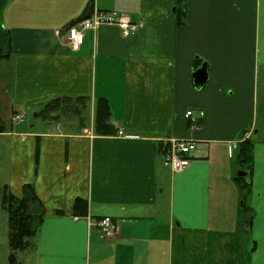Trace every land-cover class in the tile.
Returning <instances> with one entry per match:
<instances>
[{
  "label": "crops",
  "instance_id": "obj_1",
  "mask_svg": "<svg viewBox=\"0 0 264 264\" xmlns=\"http://www.w3.org/2000/svg\"><path fill=\"white\" fill-rule=\"evenodd\" d=\"M179 6L0 0V189L20 197L33 186L45 213L23 264H264V0ZM94 9L118 10L137 29L101 25L71 49L68 26ZM202 62L198 87L191 74ZM100 98L109 117L100 112L96 128ZM188 109L204 111L198 129ZM177 139L195 149L174 172L162 160ZM103 216L109 235L96 224Z\"/></svg>",
  "mask_w": 264,
  "mask_h": 264
},
{
  "label": "trees",
  "instance_id": "obj_2",
  "mask_svg": "<svg viewBox=\"0 0 264 264\" xmlns=\"http://www.w3.org/2000/svg\"><path fill=\"white\" fill-rule=\"evenodd\" d=\"M177 4L181 6H179L180 8H182L184 0H177ZM6 55L7 53L3 54L0 52V59ZM59 102L60 100L57 98L46 102L40 109V112H48L55 109V107L59 105ZM101 106L104 107L105 113L103 112ZM96 112V128H100L103 124L100 122V119H98L99 113L101 112L104 114L103 121L109 117V107L105 98H100L97 101ZM251 151L252 142L249 139H244L240 142L238 160L245 168L249 167L251 164ZM234 179L240 183V187L245 193L249 183L242 180V176L235 177ZM0 191L2 193V203L8 213V246L12 251L28 249L31 246L29 238L35 235L45 216L43 205L35 195L33 186L29 184H25L23 186V192L20 197H16L4 188H1ZM80 206H82L83 210L85 208V202L77 199L75 202V208ZM9 260L10 264L17 263L14 261L15 259L13 256H11Z\"/></svg>",
  "mask_w": 264,
  "mask_h": 264
},
{
  "label": "built area",
  "instance_id": "obj_3",
  "mask_svg": "<svg viewBox=\"0 0 264 264\" xmlns=\"http://www.w3.org/2000/svg\"><path fill=\"white\" fill-rule=\"evenodd\" d=\"M101 25H117L123 36L136 31L137 24L129 20L126 14L118 10H97L82 19L71 23L66 31V42L71 49H78L84 40L85 30H94ZM204 111L199 109L194 111L188 109L185 111V117L189 119V128L198 129V123L203 117ZM12 120L15 122L21 120L19 114H14ZM121 133V131H119ZM195 149V142L189 139H177L169 142L163 155V165L169 167L172 171L178 172L183 170L190 163V154ZM98 229L106 235L113 230V224L109 216H103L96 220Z\"/></svg>",
  "mask_w": 264,
  "mask_h": 264
},
{
  "label": "rangeland",
  "instance_id": "obj_4",
  "mask_svg": "<svg viewBox=\"0 0 264 264\" xmlns=\"http://www.w3.org/2000/svg\"><path fill=\"white\" fill-rule=\"evenodd\" d=\"M259 110V116L256 120L257 126L262 125V123L264 125V109L259 108ZM25 118L26 124L35 120L32 112H28ZM262 134L263 132H260L258 137L264 138V135L262 136ZM1 195L2 193L0 191V264H10L9 259L11 256L14 257V261L17 262L16 264H23V262H25V260L28 258L33 260V252L30 247L24 250L12 251L8 246V213L4 208V204L2 203ZM29 240L31 242L32 237L29 238Z\"/></svg>",
  "mask_w": 264,
  "mask_h": 264
},
{
  "label": "water",
  "instance_id": "obj_5",
  "mask_svg": "<svg viewBox=\"0 0 264 264\" xmlns=\"http://www.w3.org/2000/svg\"><path fill=\"white\" fill-rule=\"evenodd\" d=\"M193 83L198 87H202L207 81V63L202 62L191 74ZM244 172H238L237 175H243Z\"/></svg>",
  "mask_w": 264,
  "mask_h": 264
}]
</instances>
